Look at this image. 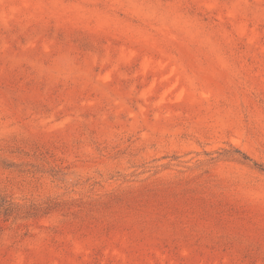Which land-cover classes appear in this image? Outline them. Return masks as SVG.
<instances>
[{
	"label": "rangeland",
	"instance_id": "374dc122",
	"mask_svg": "<svg viewBox=\"0 0 264 264\" xmlns=\"http://www.w3.org/2000/svg\"><path fill=\"white\" fill-rule=\"evenodd\" d=\"M0 197V264H264V0H0Z\"/></svg>",
	"mask_w": 264,
	"mask_h": 264
},
{
	"label": "trees",
	"instance_id": "16d2710c",
	"mask_svg": "<svg viewBox=\"0 0 264 264\" xmlns=\"http://www.w3.org/2000/svg\"><path fill=\"white\" fill-rule=\"evenodd\" d=\"M22 209L23 207L12 203L6 197H0V215L10 217L15 214V212H20Z\"/></svg>",
	"mask_w": 264,
	"mask_h": 264
}]
</instances>
